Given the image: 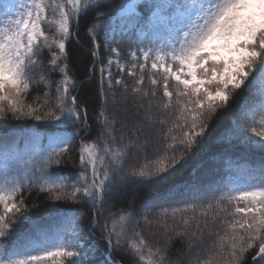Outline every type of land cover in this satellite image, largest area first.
<instances>
[{"label": "snow or ice", "instance_id": "1", "mask_svg": "<svg viewBox=\"0 0 264 264\" xmlns=\"http://www.w3.org/2000/svg\"><path fill=\"white\" fill-rule=\"evenodd\" d=\"M0 10V122L36 125L27 136L0 135V264H120L113 253L127 256L126 264H172L174 243L182 249L175 264H241L254 248L253 264H264V0H129L123 7L0 0ZM93 13L86 35L88 82L99 64L94 136L78 98L85 81L72 74L68 49L81 17ZM238 92L247 96L233 135L250 154L261 153L258 164L243 183L211 195L161 193ZM68 161L74 175L55 170ZM130 191L152 198L116 207ZM33 192L91 206V228L104 221L106 250L79 242L86 215L79 210L64 234L33 221L24 199ZM177 200L183 207L173 206ZM16 217L28 226L18 235L9 224ZM145 232L159 233L155 246Z\"/></svg>", "mask_w": 264, "mask_h": 264}, {"label": "trees", "instance_id": "2", "mask_svg": "<svg viewBox=\"0 0 264 264\" xmlns=\"http://www.w3.org/2000/svg\"><path fill=\"white\" fill-rule=\"evenodd\" d=\"M113 3V6L123 7L129 0H109ZM137 11L141 14L147 13V9L141 4L138 6ZM94 13L90 14L87 18L81 17L79 20V39L72 40L68 44L70 51V67L72 74L78 81H85L79 84V102L88 107V119L92 125L91 132L94 136L97 131V125L95 123L96 107L99 103L97 96V83L99 81V64H97V72L94 77L89 81V68L92 65V60L89 54L91 46L90 39L86 35V28L93 22ZM103 34L101 33V36ZM122 62H124L122 60ZM115 71V70H114ZM129 83L134 81L128 78ZM33 92L28 96V101L32 100ZM246 93L238 92L230 100L229 107L227 109H221L217 112L216 116L208 122V130L205 133V137L193 148L191 152L185 154L186 163L184 167L169 180V182L160 187L161 193H167L168 191L175 192L177 190H183L184 197L188 198L189 194L194 191H200L201 193L207 192L209 195L216 188L224 189L226 185L243 183L247 178L249 170H251L260 159L261 153L258 151L254 154H250L249 151L240 143V141L233 135V128L235 120L239 123L240 106L244 102ZM173 117H169L171 120ZM35 127V122L30 120H15L9 118L7 121L0 122V135H8L14 137H22L29 135L28 126ZM259 127V125H256ZM43 127V126H42ZM171 127V124L168 125ZM69 132L74 129L69 128ZM158 129H153V136L156 137ZM48 132L45 135H52ZM251 135V133H245ZM92 139V136L89 137ZM76 147L73 148V156L78 161V145L79 139L75 142ZM164 145L161 144L160 147ZM179 156V153H177ZM179 167V166H178ZM64 176L74 175L76 169L73 167V161L59 166L55 169ZM135 196V203L137 205L142 204L145 200L152 198V194L143 191L129 192L123 201H118L116 207L120 204L131 201ZM25 204L27 205V214L32 217V220L41 223L46 219H59L62 222L63 230L70 228L72 220L75 219V211L79 210L86 215L82 218L83 231L80 237V243L88 245L94 244L98 246L101 251L106 250V245L101 239L102 225L104 221H101V225L95 229L90 226L91 206H83L81 204H73L69 201H55L49 199L47 194L37 195L33 192L31 195L25 193ZM226 203V202H225ZM173 206L183 207L181 201H173ZM228 210L232 211V206L228 205ZM113 211L116 210L114 207ZM158 210V209H156ZM154 211V210H150ZM107 215V213H105ZM223 215V214H222ZM179 217H177V220ZM230 219V217H229ZM174 221L169 219V224H173ZM11 227L16 229L15 235L23 232L27 225L21 224L19 217L15 218V223L12 219H9ZM223 229L225 225H220ZM145 236L149 242L154 246L156 242L160 240L159 233L155 235L145 232ZM70 240V239H69ZM255 248L245 253V259L241 264H253L251 255L254 254ZM182 251L179 243H174L170 249V256L172 257V264H175L177 255ZM113 258L120 261V264H126L127 256H121L118 253H113ZM183 259V257H181ZM48 264H51L48 262ZM64 264H69L67 260ZM167 264V262H166Z\"/></svg>", "mask_w": 264, "mask_h": 264}, {"label": "rangeland", "instance_id": "3", "mask_svg": "<svg viewBox=\"0 0 264 264\" xmlns=\"http://www.w3.org/2000/svg\"><path fill=\"white\" fill-rule=\"evenodd\" d=\"M18 2V0H15ZM15 3V2H14ZM1 15H0V21L4 20V16H5V12L1 11ZM6 22V21H5ZM62 223L60 222L59 219H55L53 222L51 223H48V224H45L44 226L47 227V228H50L51 229V233L53 235L57 234V233H66L68 230H62ZM60 229H61V232H60Z\"/></svg>", "mask_w": 264, "mask_h": 264}]
</instances>
